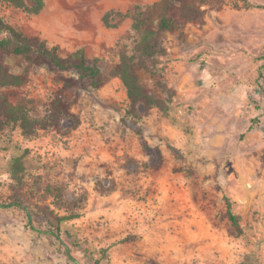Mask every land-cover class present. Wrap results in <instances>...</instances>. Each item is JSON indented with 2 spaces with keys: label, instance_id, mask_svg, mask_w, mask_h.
<instances>
[{
  "label": "rangeland",
  "instance_id": "1",
  "mask_svg": "<svg viewBox=\"0 0 264 264\" xmlns=\"http://www.w3.org/2000/svg\"><path fill=\"white\" fill-rule=\"evenodd\" d=\"M44 1L38 15L0 2V15L28 37H48L63 56L84 49L107 81L79 94L71 109L81 125L71 134L0 132V264H264V0H247L254 8L207 0L200 21L166 36L170 56L158 67L176 97L167 113L153 109L138 122L141 134L126 121L123 83L110 77L140 36L132 18L107 27L104 17L161 0ZM8 63L25 81L1 93L37 116L72 75L16 56ZM139 75L155 92V79ZM17 157L22 186L11 179ZM53 187L79 208L59 207ZM58 228L60 239L50 233Z\"/></svg>",
  "mask_w": 264,
  "mask_h": 264
},
{
  "label": "trees",
  "instance_id": "2",
  "mask_svg": "<svg viewBox=\"0 0 264 264\" xmlns=\"http://www.w3.org/2000/svg\"><path fill=\"white\" fill-rule=\"evenodd\" d=\"M0 2L29 15H38L45 7L44 0H0ZM206 2L207 0H161L147 7L136 5L126 15L116 11L105 15L104 23L107 27L116 26L112 23H119L124 18H132L133 30L140 36L132 51L121 53L119 63L110 72V77L120 79L127 91L129 108L126 121L134 128H137L138 122L147 117L153 109L165 113L170 110L176 91L166 84L163 70L158 67L159 59L170 56L164 40L169 33L175 32L183 25L200 21L205 16ZM244 3L248 7H256L247 0H244ZM0 33L4 35L0 38V132L11 126L20 127L26 137H33L41 130H54L65 134L76 131L81 125V119L73 113L71 106L79 101L81 92L98 90L107 81L98 63L90 62L84 49L63 56L58 47L50 46L47 41L39 37L24 35L1 15ZM12 56L21 58L31 66L72 74L63 79V84L50 101L45 115L37 116L30 104L16 105L1 93L2 89L22 86L25 81L24 75L12 72L8 63ZM140 72H146L155 79V92L148 91L141 81ZM259 79H263L262 73ZM138 133L141 134L139 129ZM24 173L23 157L15 158L11 179L16 185H23ZM47 192L55 197L59 207L68 211H75L80 206L79 201H67L60 187L48 188ZM227 213L232 225L240 229L229 199H227ZM75 217V215L56 217L55 220L59 226ZM59 230L60 228L50 233L59 239Z\"/></svg>",
  "mask_w": 264,
  "mask_h": 264
},
{
  "label": "crops",
  "instance_id": "3",
  "mask_svg": "<svg viewBox=\"0 0 264 264\" xmlns=\"http://www.w3.org/2000/svg\"><path fill=\"white\" fill-rule=\"evenodd\" d=\"M43 25H42V28L44 29V27H45V24L44 23H42ZM42 40H44V41H47L48 42V44L50 45V46H56V44H54L53 43V41L51 40V39H49L48 37H46V36H42V38H41ZM147 143V142H146ZM148 149H149V151H150V148L148 147ZM76 217L74 218V219H72V220H68V221H73V220H75V219H77V215H75ZM64 222H66V221H64ZM51 235L53 236V237H55V235H53L52 233H51ZM60 238H61V235H60ZM59 238V239H60ZM77 245V243H75V242H73V248L74 249H76L77 251H79V252H81V253H83L85 256H87L88 254H89V249L88 248H86V247H84V248H82V247H79V246H76ZM92 260V259H91ZM96 262H98V261H96ZM96 262L94 263V264H96ZM100 264V263H99Z\"/></svg>",
  "mask_w": 264,
  "mask_h": 264
}]
</instances>
